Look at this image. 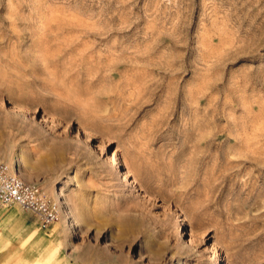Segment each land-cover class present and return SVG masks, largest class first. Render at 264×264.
<instances>
[{
  "label": "rangeland",
  "instance_id": "1",
  "mask_svg": "<svg viewBox=\"0 0 264 264\" xmlns=\"http://www.w3.org/2000/svg\"><path fill=\"white\" fill-rule=\"evenodd\" d=\"M0 162V264H264V0H0Z\"/></svg>",
  "mask_w": 264,
  "mask_h": 264
},
{
  "label": "built area",
  "instance_id": "2",
  "mask_svg": "<svg viewBox=\"0 0 264 264\" xmlns=\"http://www.w3.org/2000/svg\"><path fill=\"white\" fill-rule=\"evenodd\" d=\"M12 204L30 212L41 227L50 225L58 217L56 204L36 184L24 180L0 162V206Z\"/></svg>",
  "mask_w": 264,
  "mask_h": 264
},
{
  "label": "bare ground",
  "instance_id": "3",
  "mask_svg": "<svg viewBox=\"0 0 264 264\" xmlns=\"http://www.w3.org/2000/svg\"><path fill=\"white\" fill-rule=\"evenodd\" d=\"M14 108V109H13ZM12 109H11V111H13L12 112V114L14 113V116L16 117L17 116V118H20V119H22V120H27V114L20 108V106H17V105H15L14 107H13ZM29 118V117H28ZM37 123H43V119L42 118H40L39 120L37 119V121H36ZM116 154H114V153H112L110 156H109V162H110V164H112V166L113 167H116V166H118V162H117V159H116V156H115ZM123 175H122V177L124 178V179H128V180H130V178H129V174H128V171H123V172H121ZM64 196H65V194L63 193V191L60 189V191H57V198H61V199H63L64 198ZM58 202L60 203V204H62V201L61 200H59L58 199ZM15 205V204H14ZM65 207V206H64ZM68 210V209H67ZM72 212H70V211H67L66 212V218L67 219H69V224H68V227L69 228H75V226H76V222L74 221V219L72 218ZM75 232V231H74ZM192 236H193V234H192ZM196 239V238H195ZM194 240V239H193ZM192 240V241H193ZM98 242V241H97Z\"/></svg>",
  "mask_w": 264,
  "mask_h": 264
}]
</instances>
